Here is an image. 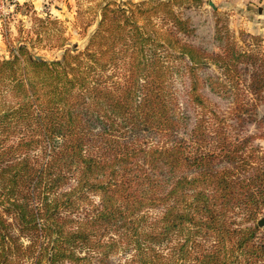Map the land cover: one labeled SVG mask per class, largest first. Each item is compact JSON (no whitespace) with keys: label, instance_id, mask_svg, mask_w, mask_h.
Returning a JSON list of instances; mask_svg holds the SVG:
<instances>
[{"label":"trees","instance_id":"trees-1","mask_svg":"<svg viewBox=\"0 0 264 264\" xmlns=\"http://www.w3.org/2000/svg\"><path fill=\"white\" fill-rule=\"evenodd\" d=\"M178 1H108L83 51L45 61L36 37L0 60V264H85L76 246L129 264H264V149L213 110L188 133L169 78L175 59L194 73L208 56L180 37Z\"/></svg>","mask_w":264,"mask_h":264},{"label":"rangeland","instance_id":"rangeland-1","mask_svg":"<svg viewBox=\"0 0 264 264\" xmlns=\"http://www.w3.org/2000/svg\"><path fill=\"white\" fill-rule=\"evenodd\" d=\"M108 1L119 5L127 1L140 3L146 0H45L39 10H34L30 4V7L19 11L15 8L7 21H0V60L9 59V50L18 47L21 41L31 38L37 42L36 37L38 45L32 54L45 61L61 60L67 51H83L89 37L98 28L101 8ZM243 4L232 6L223 0H179L175 4L179 17L188 21L192 29V32L180 34V37L202 52V57L207 55L209 59L204 62L200 59L194 73L190 71L192 64L188 59H175L169 81L177 99V111L180 116L188 118V133L198 120H207L213 110L224 119L226 126L223 127L232 138L247 139L245 148L264 149V87L258 96L251 90L257 81L264 83V18L259 16L264 0H246ZM48 12H53V19L61 21L60 31L54 33L52 25H41L37 21L38 18H46ZM61 34L67 39V46L64 49L48 47L56 44L57 36ZM213 54L218 58L209 57ZM193 86L195 92L205 99L206 108L194 103ZM238 105L244 106L240 108ZM187 134L182 132L183 136ZM18 139L19 134L12 135L9 145L16 144ZM35 154L36 151L31 150L32 159ZM16 155L20 157L18 149ZM1 193L0 190V212L3 213ZM94 200L96 203L99 201L97 198ZM6 218L13 222V217ZM79 218L75 216L76 220ZM261 219H264V213ZM12 231L15 232V228ZM19 242L23 248L30 245L26 238ZM74 250L76 257L85 259V264H129V251L104 257L84 246H76ZM30 263L26 258L17 261V264ZM41 264L50 263L44 257ZM55 264L75 263L61 257Z\"/></svg>","mask_w":264,"mask_h":264},{"label":"crops","instance_id":"crops-1","mask_svg":"<svg viewBox=\"0 0 264 264\" xmlns=\"http://www.w3.org/2000/svg\"><path fill=\"white\" fill-rule=\"evenodd\" d=\"M225 4L229 5L231 4L232 6H244L243 2L246 0H223ZM17 4L19 5H24L25 3L28 4V6L30 7V5L34 8V10H39L42 8V5L45 2V0H16ZM30 4V5H29ZM211 5H213V3H210ZM47 15H51L53 14V12H48L46 13ZM264 8H259V16L264 18ZM261 21H263V19H261ZM263 25H261V29H262Z\"/></svg>","mask_w":264,"mask_h":264},{"label":"built area","instance_id":"built-area-1","mask_svg":"<svg viewBox=\"0 0 264 264\" xmlns=\"http://www.w3.org/2000/svg\"><path fill=\"white\" fill-rule=\"evenodd\" d=\"M16 7V0H0V21H7V17Z\"/></svg>","mask_w":264,"mask_h":264},{"label":"water","instance_id":"water-1","mask_svg":"<svg viewBox=\"0 0 264 264\" xmlns=\"http://www.w3.org/2000/svg\"><path fill=\"white\" fill-rule=\"evenodd\" d=\"M66 46H67V45H66ZM66 46H65V47H66ZM65 47H64V48H65ZM64 48H63V49H64ZM258 225H259L260 227H264V219L259 220V221H258Z\"/></svg>","mask_w":264,"mask_h":264}]
</instances>
